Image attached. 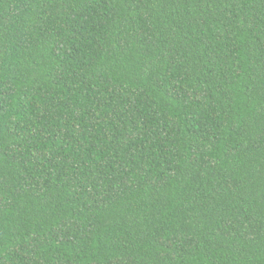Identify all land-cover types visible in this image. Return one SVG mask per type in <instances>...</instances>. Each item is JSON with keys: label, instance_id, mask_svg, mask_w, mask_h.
<instances>
[{"label": "trees", "instance_id": "obj_1", "mask_svg": "<svg viewBox=\"0 0 264 264\" xmlns=\"http://www.w3.org/2000/svg\"><path fill=\"white\" fill-rule=\"evenodd\" d=\"M0 264H264V0H0Z\"/></svg>", "mask_w": 264, "mask_h": 264}]
</instances>
